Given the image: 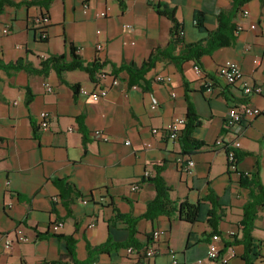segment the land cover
<instances>
[{
	"label": "crops",
	"instance_id": "1",
	"mask_svg": "<svg viewBox=\"0 0 264 264\" xmlns=\"http://www.w3.org/2000/svg\"><path fill=\"white\" fill-rule=\"evenodd\" d=\"M231 2L53 0L47 9L45 38L37 23L44 8L6 7L0 14V60L25 57L38 65L51 54L68 53L73 45L85 62L95 57L105 60L102 70L110 73L111 64L140 65L154 48L168 42L171 22L156 12L155 5L173 8L184 42L193 43L217 26V13ZM243 7L248 10L246 16L241 13ZM103 10L106 15L101 17L98 13ZM196 11L203 12L200 27L194 18ZM234 21L240 27L234 44L200 56L197 64L203 77L194 73L192 60L182 63L181 73L172 63L157 62L139 85L130 86L125 71L109 74L118 83L113 85L106 77L102 86L107 93L98 100L82 92L95 90L97 81L80 70L63 73L69 84H79L74 93L54 73L47 77L23 71L7 75L0 69V264H46L61 259L67 250L65 236L75 239L76 259L89 264H141L138 254L153 243L156 251L148 264H170L172 255L179 264H206L212 233L209 196L215 201L213 211L220 231L217 244L227 258L216 264H245L243 244H230V236H240L242 207L250 196L249 189L240 184L241 174L257 171L264 184V5L249 0ZM129 24L132 29L126 28ZM98 43L101 49L96 47ZM225 60L236 61L243 81L260 85V92L244 95L240 85H227L220 74ZM156 75L168 76L170 81H157ZM26 88L32 94L29 103ZM186 95L199 119L192 137L203 142L190 154H182L180 138L173 140L162 131H152L161 130L173 118L185 119ZM152 98L158 103L154 108ZM244 102L261 113L245 119L235 136L226 121L227 109ZM41 112L48 115L45 130L39 126ZM218 138L239 141L236 150L241 157L235 169L227 167L225 150L216 144ZM186 158L194 162L190 173L180 170V161ZM159 165H163L161 175L170 187V198L198 204V220L185 222L177 213L154 220L142 218L136 224L135 238L146 245L89 255L87 244L95 247L108 237L114 242L127 240L120 215L144 213L155 188L143 176L146 172L154 175ZM54 178L73 183L82 193L71 202L69 212ZM133 184L138 185L134 191ZM16 228L23 230L28 241L13 240L8 249L5 240L14 239ZM46 231L48 234L37 236ZM153 231H159L156 240ZM146 235H150L148 242ZM252 236V262L264 264V203L255 216Z\"/></svg>",
	"mask_w": 264,
	"mask_h": 264
},
{
	"label": "trees",
	"instance_id": "2",
	"mask_svg": "<svg viewBox=\"0 0 264 264\" xmlns=\"http://www.w3.org/2000/svg\"><path fill=\"white\" fill-rule=\"evenodd\" d=\"M249 0H232L231 6L223 8L217 13V26L213 30L207 31L205 38L193 43H186L182 38L181 24L175 18V11L173 8L159 5H155V10L158 14L165 16L171 22L169 30V39L164 46H157L148 55V57L140 64L137 65L133 62L128 64H120L115 66L111 64L110 75L125 71L129 85H139L143 80V75L148 72L157 62L172 63L178 72H182V63L192 60L194 63H199V58L203 54H211L214 50L220 47L231 46L236 39L237 24L235 23L236 15L239 9ZM53 0H0V14L6 7L18 8L21 6H40L45 9L44 13H41V17L45 14L47 16V9ZM261 5H264V0H259ZM203 12L196 11L194 18L196 25L200 27L202 25ZM107 64L105 60H100L99 57H95L92 61L85 62L77 53L76 48L73 45H69L68 53L51 54L45 58L40 59L38 65H34L32 61L25 57H18L13 62H3L0 60V69L4 70L7 75L15 74L19 71L25 72L27 75H36L40 77H47L50 73H54L59 81H62L70 86L74 93L78 92L79 84H69L63 77V73L66 71L80 70L85 72L90 80L95 81L98 72ZM187 92V90H186ZM32 94L29 89L26 88V103L31 100ZM187 111L185 115V123L182 129L181 151L182 154H190L193 150L200 147L203 144L192 137V131L199 124L198 116L192 106L191 101L186 95ZM237 160L240 159L241 154L235 151ZM163 165L155 167V174L144 175L143 178L150 181L155 188V196L149 200L146 204V209L143 214L138 216L132 215H120L121 220L126 224V230L128 237L125 242H114L111 238L95 247H90L87 244L88 254L95 252L108 253L111 249H118L127 246L140 248L146 243L139 242L135 238V234L138 232L136 224L139 220H154L159 215L171 216L177 213L180 220L185 222L194 223L198 219L199 208L198 204L190 203L186 200L177 203L169 196L170 187L165 183L161 171ZM56 188L58 189L59 197L63 200L66 209L69 212V205L71 202L82 197V193L76 188V186L63 179L54 178L52 180ZM240 184L245 186L250 191V196L247 202L242 207V214L240 219V236L236 237L231 234L230 238L232 242L230 244L242 243L244 251L241 255L245 264H253L252 262V250L253 240L252 230L254 228V219L257 212L263 207L264 203V184L261 183L259 173H243L240 176ZM209 199L212 203V209L209 211L208 224L212 227V234H220L217 229V223L215 221V215L213 208L215 207V201L211 196ZM219 220V219H218ZM48 234L37 233V236H44ZM147 241L150 240V235H146ZM67 243V250L61 259L49 261L46 264H89L88 260L80 261L75 256V239L71 236L63 237ZM228 243L224 244V247L228 246ZM229 244V245H230ZM138 254V253H137ZM67 257V260L64 258ZM143 259V250L138 254V260Z\"/></svg>",
	"mask_w": 264,
	"mask_h": 264
},
{
	"label": "built area",
	"instance_id": "3",
	"mask_svg": "<svg viewBox=\"0 0 264 264\" xmlns=\"http://www.w3.org/2000/svg\"><path fill=\"white\" fill-rule=\"evenodd\" d=\"M83 7L86 9L87 8V4L84 3ZM242 15L246 16L248 14V10L247 8L243 7L242 8ZM99 16H105L106 15V11H100L98 13ZM49 22V16L47 15H43L42 17L39 15L38 19H37V23L39 25V33L40 36L42 38H45V27ZM251 28L255 27V24H251L250 25ZM127 29H132L133 26L132 25H126ZM240 27L237 24V30H239ZM7 29H4L3 32H7ZM96 47L98 49H101L102 45L101 44H97ZM193 70L194 73L196 75H198L199 77H203L204 76V72L202 70V68L197 64V63H193ZM220 74L221 77L223 78V80L225 81V83L227 85H231V86H238L241 88L242 92L244 95H249L252 93H259L261 90L260 85L258 84H249L247 82L243 81V74L242 71L238 65V63L234 60H225L221 66H220ZM109 77L111 80V84H117L118 83V79L115 76H110L108 72L104 71V70H100L98 72L97 78H96V89L91 91L90 93L82 90L83 93H87L90 94L91 98L93 100H98L101 97H104L107 93V87L106 86H102V82L103 80ZM155 80L157 81H162V82H168L170 81V77H164L162 75H156L155 76ZM47 90H51L50 86H46ZM157 100L155 98H152V108L157 106ZM261 113L260 109L253 106L252 104L248 103V102H244L238 105H232L227 109V113H226V121L228 122V127L230 129V131L237 136L240 133V130L242 128V122L245 119H250V118H254L256 116H258ZM40 116V122H39V126L41 129L45 130L48 128V115L45 112H41L39 114ZM184 123H185V119L182 117H176L171 119L169 122H167L162 128L157 129L154 128L152 129L153 132H157V131H162L164 132V134L173 140H177L180 138L181 134H182V129L184 127ZM108 138L106 136H103V140H107ZM126 144L129 143V141L125 142ZM216 144L219 145L220 147H223V149L225 150L226 153V159H227V167L229 169H235L236 164H237V157H236V149L239 148L240 143L238 140H233L231 142H223L222 139H217L216 140ZM180 162V170L182 172L185 173H190L191 169L194 165V162L191 158H186L184 160H181ZM146 175L148 174L147 172L145 173ZM138 188L137 184H133L131 186V190L134 191ZM8 207H11L10 204H7ZM58 225H62V223H58ZM90 227L94 226V223L91 222L89 224ZM159 236V231H153L152 232V239L156 240ZM219 235L218 234H212L210 237V240L208 242V249L206 252V256H205V263L206 264H216L217 261H222V262H226L227 258L221 254V250L218 247V240H219ZM28 241V237L25 235V233L23 232V230L21 228H16L14 230V239H10L7 238L5 240V247L6 248H10L12 241ZM127 251L133 252V248L132 247H128ZM155 247H154V243L146 246L143 249V259L140 261L141 264H148L149 263V259L155 254ZM171 253L173 252L172 250H170ZM170 264H179V262L177 261V259L174 257V255H172Z\"/></svg>",
	"mask_w": 264,
	"mask_h": 264
}]
</instances>
